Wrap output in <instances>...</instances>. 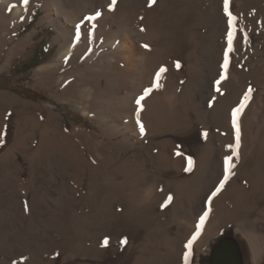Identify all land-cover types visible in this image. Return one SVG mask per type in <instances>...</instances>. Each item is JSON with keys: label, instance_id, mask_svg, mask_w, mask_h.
I'll list each match as a JSON object with an SVG mask.
<instances>
[{"label": "rangeland", "instance_id": "1", "mask_svg": "<svg viewBox=\"0 0 264 264\" xmlns=\"http://www.w3.org/2000/svg\"><path fill=\"white\" fill-rule=\"evenodd\" d=\"M111 4L0 0V264H264V0H229L231 52L224 0ZM98 59L85 111L59 83Z\"/></svg>", "mask_w": 264, "mask_h": 264}, {"label": "bare ground", "instance_id": "2", "mask_svg": "<svg viewBox=\"0 0 264 264\" xmlns=\"http://www.w3.org/2000/svg\"><path fill=\"white\" fill-rule=\"evenodd\" d=\"M107 39L109 41L110 38L108 36H103V34L99 35L98 38L93 37V41L96 44L99 41L107 42ZM92 46H94L93 43ZM75 49L76 45L72 44L65 51H62L61 56L70 54ZM102 63L103 62L98 59L95 63L86 67L83 72L74 75L72 79H68V77L66 78L64 76L65 78L59 83L64 86L63 90L66 95L75 97L77 101L83 104L82 107L85 111H92L94 108L100 107L99 110L102 112L103 105L105 106L117 101V97L115 96L116 84L113 80V69L111 68L110 70V64ZM63 70L64 69H60L59 73H62ZM55 75L56 76H50V85L54 84L57 80L56 77H60V75ZM91 88L93 89L91 90ZM105 110H107V108H105Z\"/></svg>", "mask_w": 264, "mask_h": 264}, {"label": "snow or ice", "instance_id": "3", "mask_svg": "<svg viewBox=\"0 0 264 264\" xmlns=\"http://www.w3.org/2000/svg\"><path fill=\"white\" fill-rule=\"evenodd\" d=\"M115 2L116 0H112V4L109 5L110 8H112L114 5H115ZM156 2V0H151V3L154 4ZM24 3L27 4L28 3V0H24ZM229 0H224V12L227 14L228 16V20H227V24L230 26V31H228L227 33V41H228V52H231L233 51V41H234V38H235V33H236V20H237V17L234 16L232 14L231 11H229ZM100 13L97 12L95 14V16H91V17H88V19H95L97 16H99ZM246 35V34H245ZM145 47H148L147 45H145ZM176 66L179 67V62L176 63ZM228 66V63L227 61H225V64H224V67L227 68ZM166 71V69L164 68H161L160 69V72H164ZM157 76L159 77V73L157 74ZM157 87H161V85L157 84ZM219 91V89H217ZM150 91V90H146V94L147 92ZM251 91L252 89L249 88L248 90V93L245 95L244 99L245 101H247L249 98H250V94H251ZM144 99V96H141L137 101L136 103L139 104L141 100ZM244 107V105H240L239 107H237L235 110H234V115L236 116H239L242 108ZM140 131L141 133H144V127H143V124L140 125ZM228 147H233V145H229ZM235 147L238 149L239 148V125L237 124V138H236V145ZM178 155L180 153H177ZM236 155L238 156V152L236 153ZM232 156H227L225 157L224 159V163H225V166H226V171L229 173V174H234L232 173V169L235 167V164L231 163L232 161ZM188 163H189V169L188 170H191V166L193 164V161H192V158L189 157L188 158ZM228 179V176H225V181ZM224 184L223 182L221 183L220 187L223 188ZM217 191H219V189H217ZM213 195H215V193H213ZM171 200V197H169V201ZM203 223V220H201V224ZM104 245H107L109 243L108 239L105 238V240L103 241ZM122 243H127V239L125 238ZM189 247H191V242L189 243ZM26 259V258H25Z\"/></svg>", "mask_w": 264, "mask_h": 264}, {"label": "trees", "instance_id": "4", "mask_svg": "<svg viewBox=\"0 0 264 264\" xmlns=\"http://www.w3.org/2000/svg\"><path fill=\"white\" fill-rule=\"evenodd\" d=\"M38 50H35L31 53V58L30 60L28 61V65L29 66H34L37 64V61H38V58H39V54L37 52Z\"/></svg>", "mask_w": 264, "mask_h": 264}]
</instances>
